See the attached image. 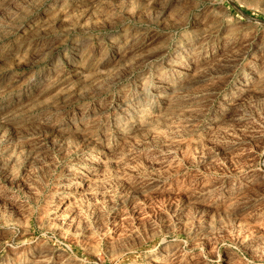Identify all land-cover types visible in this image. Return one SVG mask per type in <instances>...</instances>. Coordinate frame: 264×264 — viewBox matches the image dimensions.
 <instances>
[{
    "label": "rangeland",
    "instance_id": "1",
    "mask_svg": "<svg viewBox=\"0 0 264 264\" xmlns=\"http://www.w3.org/2000/svg\"><path fill=\"white\" fill-rule=\"evenodd\" d=\"M263 168L264 0H0V264H264Z\"/></svg>",
    "mask_w": 264,
    "mask_h": 264
},
{
    "label": "bare ground",
    "instance_id": "2",
    "mask_svg": "<svg viewBox=\"0 0 264 264\" xmlns=\"http://www.w3.org/2000/svg\"><path fill=\"white\" fill-rule=\"evenodd\" d=\"M160 2H162L164 5L166 4V2H167V0H159ZM180 1H182V0H170V3L171 2H173V3H179ZM86 47V46H85ZM87 48V47H86ZM179 47H177V49H178ZM181 48V47H180ZM134 49V46H133V44H130L126 49H125V51L126 52H131L132 50ZM88 50H90V49H88ZM181 50V49H180ZM87 51V50H86ZM91 51V50H90ZM187 52V51H186ZM191 53V52H190ZM177 54V53H176ZM192 55V54H191ZM184 71V70H183ZM261 72V71H260ZM255 74H256V72H252V77H254L255 76ZM258 75V74H257ZM260 75V74H259ZM257 77V76H256ZM259 77V76H258ZM169 83V82H168ZM168 87V86H167ZM171 87H173V86H171ZM172 93V92H171ZM173 95V94H172ZM170 103H171V101H170ZM167 104H168V102H167ZM171 105V104H170ZM141 113H143V112H141ZM141 113H140V115H141ZM161 113H157V114H154L155 115V118L157 117V116H159ZM137 116V115H136ZM50 114L49 113H43V114H41L40 115V117H39V120L41 121V122H46V121H48L49 119H50ZM117 117V116H116ZM128 117V116H127ZM148 117H149V115H148ZM125 118V117H124ZM138 118V117H137ZM159 118V117H158ZM142 119H144V118H142ZM138 120H140V119H138ZM125 121V120H124ZM140 121H142V120H140ZM139 122V121H138ZM13 123V122H12ZM129 123V122H128ZM114 125V124H113ZM117 126V125H116ZM119 126V125H118ZM137 126V125H136ZM121 126H119V128H120ZM139 127V126H138ZM137 127V128H138ZM118 128V127H117ZM124 128H126V127H124ZM124 128H122V129H124ZM135 128V127H134ZM130 129V128H129ZM139 129V128H138ZM119 133V132H118ZM122 133V132H121ZM124 136H125V134H124ZM259 177L261 178V182H262V184H263V186H264V168L263 169H261V171H260V175H259ZM82 181V179L80 178V179H76V182L77 183H80ZM247 182V181H246ZM248 183V182H247ZM246 184V183H245ZM244 185V184H243ZM249 185V184H248ZM243 192V191H242ZM246 193V192H245ZM242 194V193H241ZM240 194V195H241ZM244 194V193H243ZM242 196V195H241ZM248 198V195H244L242 198L240 197V199H242L243 200V204L245 205V204H247L249 201H247L246 199ZM236 199H238V198H236ZM240 199H239V201H240ZM258 199V198H257ZM241 202V201H240ZM246 214H248V215H250V214H252V212H250V211H247L246 212ZM258 214V213H257ZM259 214H261V213H259ZM259 214L257 215V216H259ZM256 216V215H255ZM47 262H45V261H43L41 264H46Z\"/></svg>",
    "mask_w": 264,
    "mask_h": 264
}]
</instances>
